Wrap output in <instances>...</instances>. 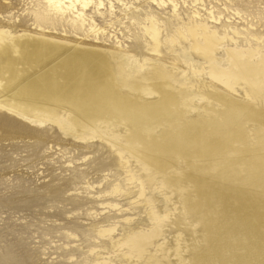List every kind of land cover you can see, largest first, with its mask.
<instances>
[{"label":"bare ground","instance_id":"bare-ground-1","mask_svg":"<svg viewBox=\"0 0 264 264\" xmlns=\"http://www.w3.org/2000/svg\"><path fill=\"white\" fill-rule=\"evenodd\" d=\"M153 1L163 8L171 4L184 24L167 38L164 23L148 16L143 30L148 52L156 58L141 61L132 54L0 28V110L36 127L53 125L81 142L111 146L128 180L140 183L139 198L150 205L153 221L150 229L117 241L119 250L127 247L129 259L264 264L262 39L253 36L258 46L245 47L236 40L240 32L233 30L231 36L214 29L197 6L203 0H190L188 22L175 0ZM45 2L56 15L72 13L82 27L91 5H104L103 0ZM208 12L220 21L212 9ZM47 17L36 15L37 20ZM89 26L96 37L105 33L96 23ZM168 43L184 47L185 69L160 58ZM223 50L225 65L217 59ZM189 56L200 59L202 69ZM237 87L244 89L241 98L234 95ZM235 166L253 173L248 180H229ZM120 192L116 185L106 193ZM160 196L166 201L162 206ZM171 226L176 227L175 246L160 243ZM99 231L114 240L116 225ZM151 247H157L155 253Z\"/></svg>","mask_w":264,"mask_h":264},{"label":"rangeland","instance_id":"rangeland-1","mask_svg":"<svg viewBox=\"0 0 264 264\" xmlns=\"http://www.w3.org/2000/svg\"><path fill=\"white\" fill-rule=\"evenodd\" d=\"M111 1L103 0L101 7L92 4L86 12L89 21L82 27L72 20V13L62 17L50 12L45 0H0V28L14 35L27 32L88 49L132 54L141 61L156 58L148 52L150 43L143 30L148 16L164 23L166 37L184 24L171 4L163 8L153 0ZM175 1L188 22L192 1ZM197 6L214 29L231 36L233 30L240 32L236 40L245 47L258 46L256 36L264 50V0H203ZM210 9L220 21L211 18ZM39 12L48 17L37 20ZM93 23L105 33L96 37L88 32ZM183 49L165 44L160 58L185 69ZM188 58L195 68L204 66L200 59ZM217 59L227 63L224 50ZM237 89L234 95L243 97V87ZM252 173L235 166L228 178L248 180ZM260 181L264 183V178ZM116 185L122 192L106 193ZM140 188L138 181L128 180L119 156L106 142H81L53 125L36 127L0 110V264H143L124 255L127 247L119 250L116 245L152 226L150 205L139 198ZM165 202L160 196V205ZM103 203L119 206L113 210ZM114 225V240L100 234V229ZM176 240V227L171 226L160 243L175 246ZM150 250L155 253L157 247ZM158 252L161 255L159 248ZM173 260L180 264L178 257Z\"/></svg>","mask_w":264,"mask_h":264}]
</instances>
